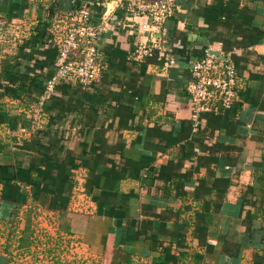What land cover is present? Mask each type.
I'll return each mask as SVG.
<instances>
[{
  "label": "crops",
  "instance_id": "obj_1",
  "mask_svg": "<svg viewBox=\"0 0 264 264\" xmlns=\"http://www.w3.org/2000/svg\"><path fill=\"white\" fill-rule=\"evenodd\" d=\"M153 1L0 0V264L36 231L93 264H264V0H168L161 22L139 8ZM83 7L99 71L47 95L50 39L71 23L56 15ZM142 23L156 47L135 61ZM205 49L239 87L195 129L187 84Z\"/></svg>",
  "mask_w": 264,
  "mask_h": 264
},
{
  "label": "built area",
  "instance_id": "obj_2",
  "mask_svg": "<svg viewBox=\"0 0 264 264\" xmlns=\"http://www.w3.org/2000/svg\"><path fill=\"white\" fill-rule=\"evenodd\" d=\"M139 8L146 10L156 22L163 21L172 15L174 8L168 0H156L149 4H141ZM58 19H68L71 23L60 34L50 40L57 45L56 70L47 81L46 94L52 93L54 85L61 80H76L88 84L98 73V52L95 39L98 29L91 23V14L88 8L83 7L65 17L61 14ZM148 23L138 24L134 32L143 35L142 31L149 29ZM142 37V36H141ZM135 48L131 52V59L143 61L154 55V44L142 40L138 36ZM84 45L83 56L80 60L67 61L72 50ZM168 63H174L172 54L167 55ZM191 80L187 84L191 105V119L193 128L197 129L200 123L201 112L218 113L228 110L237 99L238 77L236 65L229 57H224L221 52L205 49L202 55L190 63Z\"/></svg>",
  "mask_w": 264,
  "mask_h": 264
},
{
  "label": "rangeland",
  "instance_id": "obj_3",
  "mask_svg": "<svg viewBox=\"0 0 264 264\" xmlns=\"http://www.w3.org/2000/svg\"><path fill=\"white\" fill-rule=\"evenodd\" d=\"M4 231L3 242L12 241L10 234ZM30 241L33 243L30 248L16 250L12 247V242L4 244L10 254V258L15 257L18 264H93L91 259L87 260L85 253L79 246L75 239L60 237L53 234H42L34 232L30 235ZM84 257V258H83Z\"/></svg>",
  "mask_w": 264,
  "mask_h": 264
},
{
  "label": "trees",
  "instance_id": "obj_4",
  "mask_svg": "<svg viewBox=\"0 0 264 264\" xmlns=\"http://www.w3.org/2000/svg\"><path fill=\"white\" fill-rule=\"evenodd\" d=\"M83 52H84V45L81 44L79 48L72 50L67 61L80 60L83 56Z\"/></svg>",
  "mask_w": 264,
  "mask_h": 264
}]
</instances>
